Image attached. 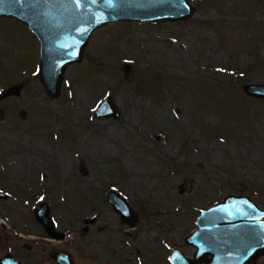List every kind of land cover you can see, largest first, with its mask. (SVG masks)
<instances>
[{"label":"rangeland","instance_id":"obj_1","mask_svg":"<svg viewBox=\"0 0 264 264\" xmlns=\"http://www.w3.org/2000/svg\"><path fill=\"white\" fill-rule=\"evenodd\" d=\"M188 2L183 22L94 30L56 99L38 77L36 37L0 18V257L54 264L60 247L75 264H170L172 249L192 259L184 239L200 211L228 195L264 208V99L242 90L264 84V0ZM107 96L117 120L95 116ZM40 202L66 242L34 219Z\"/></svg>","mask_w":264,"mask_h":264},{"label":"water","instance_id":"obj_2","mask_svg":"<svg viewBox=\"0 0 264 264\" xmlns=\"http://www.w3.org/2000/svg\"><path fill=\"white\" fill-rule=\"evenodd\" d=\"M193 12L188 0H0V18L15 19L35 35L39 44L38 77L52 99L60 94L66 67L81 62L94 30L115 22H183ZM242 90L249 97L264 99V84H245ZM94 113L98 119L119 118L118 108L108 96ZM7 198L0 192V200ZM106 200L122 223L132 226L137 221V215L116 191H110ZM33 216L53 240L65 237L55 230L47 203H39ZM86 223L94 224L95 220ZM195 226L184 239L186 245L196 248L193 259L171 250L170 264H250L264 255V210L247 196L224 197L201 211ZM51 258L58 264H73L72 256L64 251H53ZM0 264L21 263L7 251L0 257Z\"/></svg>","mask_w":264,"mask_h":264},{"label":"flooded vegetation","instance_id":"obj_3","mask_svg":"<svg viewBox=\"0 0 264 264\" xmlns=\"http://www.w3.org/2000/svg\"><path fill=\"white\" fill-rule=\"evenodd\" d=\"M39 205V204H38ZM261 210H264V208L263 209H261ZM32 213H33V211H32ZM40 225V224H39ZM85 227H87V226H85ZM84 227V228H85ZM42 228V227H41ZM84 228L82 229V231L83 232H85L86 230H84ZM57 232H60V231H57ZM60 233H64V232H60ZM65 234V233H64ZM47 237H49L48 235H47ZM51 241H54V240H52V239H50ZM66 240V234H65V237L62 239V240H58V241H55V242H57V243H64V241ZM66 242V241H65ZM55 250H60V251H64V252H67V253H69L70 255H71V253L69 252V251H67L66 249H62V248H60V247H55V249H52L50 252H49V254H48V257H49V259H47V261L49 262H53L54 264H58V263H56L52 258H51V254H52V252L53 251H55ZM72 256V255H71ZM17 260V259H16ZM72 260H73V257H72ZM17 261H19V260H17ZM20 262V261H19ZM73 264H75L74 263V260H73ZM201 264H204V262L202 261L201 262Z\"/></svg>","mask_w":264,"mask_h":264}]
</instances>
